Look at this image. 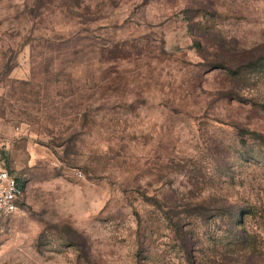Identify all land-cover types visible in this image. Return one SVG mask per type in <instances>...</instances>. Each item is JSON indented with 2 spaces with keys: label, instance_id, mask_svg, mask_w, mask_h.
<instances>
[{
  "label": "rangeland",
  "instance_id": "obj_1",
  "mask_svg": "<svg viewBox=\"0 0 264 264\" xmlns=\"http://www.w3.org/2000/svg\"><path fill=\"white\" fill-rule=\"evenodd\" d=\"M0 165V264H264V0H0Z\"/></svg>",
  "mask_w": 264,
  "mask_h": 264
},
{
  "label": "built area",
  "instance_id": "obj_2",
  "mask_svg": "<svg viewBox=\"0 0 264 264\" xmlns=\"http://www.w3.org/2000/svg\"><path fill=\"white\" fill-rule=\"evenodd\" d=\"M26 193V185L0 165V220L15 214Z\"/></svg>",
  "mask_w": 264,
  "mask_h": 264
},
{
  "label": "trees",
  "instance_id": "obj_3",
  "mask_svg": "<svg viewBox=\"0 0 264 264\" xmlns=\"http://www.w3.org/2000/svg\"><path fill=\"white\" fill-rule=\"evenodd\" d=\"M198 46H201L200 44H198ZM255 134V133H254ZM255 136L257 137L258 135L257 134H255ZM6 168V167H5ZM7 170H9L8 168H6ZM11 173H12V171L11 170H9ZM13 175H15L14 173H12ZM15 177H17V179L20 181V183L23 185V186H25L26 185V180L25 179H22L21 177H19V176H17V175H15ZM230 218H231V222L234 224V225H237V226H240V225H242L243 224V219H244V213L243 212H241V211H239L238 213L237 212H234V213H231V215H230ZM190 240L189 241H187V240H182V243H181V245H182V247L187 251V252H189V257H191L192 256V254H191V247H190ZM190 260H191V258H190ZM191 264H195V262L193 263V261L191 260Z\"/></svg>",
  "mask_w": 264,
  "mask_h": 264
}]
</instances>
